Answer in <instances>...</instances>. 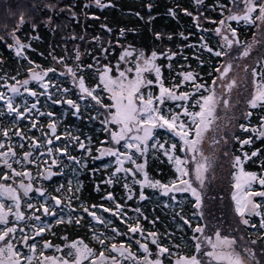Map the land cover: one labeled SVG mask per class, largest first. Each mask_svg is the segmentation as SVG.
<instances>
[{
	"label": "flooded vegetation",
	"instance_id": "obj_1",
	"mask_svg": "<svg viewBox=\"0 0 264 264\" xmlns=\"http://www.w3.org/2000/svg\"><path fill=\"white\" fill-rule=\"evenodd\" d=\"M20 42L26 47L21 50L22 55L18 57L24 58L27 64H31L26 66L28 71L26 76L19 77L20 72L16 71L6 73L3 70V57L5 58V55L0 56V93L5 97L0 99V144L4 145L0 148V153H8L7 156H0V185H3L4 188L14 189L15 195L19 198V207L17 208V202L7 192L0 195V203L5 205L4 211L7 213L8 221L6 225H0V228L16 229L14 233L10 234L8 240L21 253L22 257H30L31 264H41L45 257L72 261L74 255L69 256L68 253L73 250L68 246L73 242L82 241L83 245H87L92 250V254L87 259H83L81 264H92L93 261H96L97 264H143L146 255L156 251L159 246L163 247L159 242L163 234H166L169 239H173L175 242L174 247L170 248L173 255L170 260L171 264H177L181 257L192 256H199L201 264H226L224 261L218 262L205 254L213 251L208 243V238L215 242L216 233L219 232L221 237L236 240L234 249L240 253L244 264H264V227H261V221L264 219V198L251 196L250 199L254 203L260 204V208L257 209L260 215L249 214L245 210L244 218L249 221L245 225L236 211V201L233 196L229 198L223 192V188L235 189L233 176L240 167L234 166L236 157L241 158L243 162L241 167H244L247 173H255L259 177H264V136L259 135L260 126L264 122L262 121L264 106L258 105L256 108H252L246 101L245 107L237 115L236 128L231 134L229 133V141L226 145L222 144V136L214 127L217 117L215 118L208 129L209 132L204 133L198 145L199 152L208 158L210 164L205 177L206 174H209L211 179L209 181L205 179L202 188L195 179L194 171L196 161L201 160L200 155L188 152L183 141L178 136L173 135L166 127L154 129V139L159 138L155 135L158 130L163 131L168 135V138H171L169 145H163L164 147L171 148V145H176V148L172 149L173 157L175 155L184 157L188 161L184 166L189 171V176L183 178L190 180L192 186L197 188L201 194V202L197 207L196 199L190 191L169 190L174 183L179 181V175L175 163L168 156L166 158L167 165L160 166L159 171L166 168L170 175L171 173H177V175L175 174L172 180L168 179L166 183L160 181L162 189L157 187L154 191L157 194L154 204L156 213L154 219L156 236L154 238L157 243L147 241L148 252H145L140 247V244L144 242L141 225V189L134 185V180L141 178L142 174L139 172L133 176L128 174V167H134V164L140 161L143 151L135 152L132 150L135 163L132 160L128 161L125 156H120V161H122L120 163L115 156L102 155L106 149L127 153L126 139L117 144L111 136L112 132H119L121 126L115 123H105V121L110 120L109 113L115 112V109L102 106L112 104L110 93L103 87H89L85 84L88 89L94 90L93 95L101 101L99 104L86 93H83L77 85V81L79 83V79L91 71L80 70L77 63L71 68L75 72L74 78L76 79L68 72V67H64L63 70L65 75L73 78V92L70 95H61L63 86L59 87L57 84L52 86L53 81H50L49 77L50 73H55L54 71H48L41 81L33 80L30 76L32 71L45 72L50 68H39L36 64L38 60L36 57L41 58V56L31 54L37 49L34 42L39 43L38 41ZM14 57L18 58L16 55ZM59 73L61 72L59 71ZM97 74H102V68L97 71ZM25 80H28L27 85L23 84ZM12 87L19 89V92L13 93ZM25 88L29 91H25ZM70 89L71 87L66 88V90ZM173 90L189 93L190 99L180 102L166 100L164 111L169 118L171 113H180L184 107L190 112L200 111L199 106H194L196 100L209 94V92H195V88L192 90L189 88ZM248 91L249 95L254 94L255 86L249 88ZM30 92H35L36 95L33 96ZM193 93L194 95H192ZM9 98L12 107L17 111H10L8 107ZM68 100L74 101L79 110L77 111L75 107L69 105L66 102ZM33 105H35L34 108ZM17 112L20 113L19 116ZM48 113L52 115L49 116ZM248 113L251 115L249 116ZM215 115L217 116L219 113L215 111ZM181 119L191 126L189 117L181 116ZM52 123L55 124L54 132L49 128V124ZM241 125L248 131L241 128ZM5 132L7 135L4 134ZM56 137L60 138L56 139ZM193 137L194 133L189 138ZM249 139L251 143H241ZM49 140L52 141L51 144L48 143ZM206 141L210 144L206 145ZM81 143L84 144V148L80 147ZM146 146H148V142ZM49 149L52 151L49 152ZM252 152H257V155L251 156ZM26 153H31L28 159H25ZM245 153L251 159L245 160ZM138 155L140 156L139 159ZM193 155L196 156V161L191 159ZM5 160H7V164H5ZM8 164L11 165V168L7 166ZM117 169L121 170L117 171ZM23 172L30 175L15 174ZM21 184L31 186L27 194H25ZM128 186L130 187L128 189H131L130 201L133 202L128 207L129 210L134 211L135 216V224L130 222L129 225L126 221L125 197ZM206 190L209 191L206 192ZM253 191H264V186L260 185L258 181H253L247 192ZM208 193L210 195L207 198L205 195ZM109 195L112 199H108ZM132 196H134L135 201ZM164 196L168 200L172 198L183 201V206L178 208V214H171L170 221H167V224L162 228L159 223L166 220L165 208L162 205ZM53 197L61 203L56 205ZM223 198L226 204L225 210L221 207ZM117 205H120L119 210ZM45 208L48 209L47 213L44 211ZM104 209H109V211ZM180 210L187 213L186 217L180 215ZM89 213H95V217ZM17 214L21 216L20 219H17ZM187 218H189L190 225H193V230L187 233L193 243L192 251H189L184 243L180 244L173 238L177 225L180 224L179 219L186 220ZM160 219L162 220L160 221ZM137 223L140 225L141 231L131 233L129 227H135ZM167 226L172 227V229H166L168 234L165 231ZM198 226L203 229V232L194 231ZM222 227L225 229V236ZM40 228L44 229L43 232L36 235ZM25 237H28L26 244ZM100 240H103L104 243L101 244ZM46 243L51 246L45 247ZM197 243L201 246L200 251L196 249ZM33 244L35 245V252L30 250V246ZM113 244L117 248L123 244L128 252L121 256L118 251L112 250ZM245 248L251 249L254 259L243 251ZM101 253H103V258H101ZM128 253H131V256ZM113 257L116 258L115 262ZM161 258L163 261L164 256L162 255ZM163 263L167 264L164 261ZM20 264H28V261L21 259ZM44 264H52V261H44Z\"/></svg>",
	"mask_w": 264,
	"mask_h": 264
},
{
	"label": "trees",
	"instance_id": "obj_2",
	"mask_svg": "<svg viewBox=\"0 0 264 264\" xmlns=\"http://www.w3.org/2000/svg\"><path fill=\"white\" fill-rule=\"evenodd\" d=\"M101 4L105 6L97 5L94 0H0V11L7 16L3 17L4 20H13L9 25L19 41L39 42H34L37 49L31 54L41 56L36 57L39 68L55 69V73H50L49 79L53 81L52 86H63L61 95L73 92L72 79L65 75L64 67L73 68L74 64H79L80 70L91 71L82 77L85 84L102 88L101 75L97 71L103 65L114 66L124 47L133 48L136 53L155 52L161 67L160 78L165 86L177 90H192L195 84H201L204 87L199 91H210L225 54L216 30L230 9L231 0H101ZM229 25L235 29L241 42L251 39L257 29L256 22L249 24L243 20H229ZM7 32V27L0 26V56L5 55V58L2 56L3 70L6 73L20 72L19 77L26 76V66L31 64L16 55L7 42L12 41L7 37ZM216 52H221L222 55L216 56ZM187 73H191L195 79L186 81L184 74ZM255 73L258 81L264 80V52L255 65ZM156 80L152 75L153 83L144 85L141 93H158V86L154 83ZM69 87L71 89L66 90ZM155 135L159 137V146L162 141V145H169L171 138L163 131L158 130ZM153 150L154 147L146 153L147 174L166 182L169 170L163 168L159 171L160 166L167 165L166 156L157 147L158 154H154ZM130 190L127 188L125 195L127 225L130 222L135 224L134 211L128 207L133 204L130 201ZM144 193L146 196L142 200L141 225L143 237L148 240L149 233L156 229L154 204L157 194L150 188L143 189ZM132 199H135L134 196ZM162 205L166 220L160 219L162 221L159 225L164 228L167 221H170L171 214H178L183 201L168 200L164 196ZM180 215L186 217L187 213L180 210ZM189 218L179 219L180 224L177 225L173 238L192 251L193 243L187 234L193 230ZM166 229L172 227L167 226L165 231ZM160 243L168 247V252L163 254L164 262L171 264L173 255L170 248L174 247L175 242L163 234Z\"/></svg>",
	"mask_w": 264,
	"mask_h": 264
},
{
	"label": "snow or ice",
	"instance_id": "obj_3",
	"mask_svg": "<svg viewBox=\"0 0 264 264\" xmlns=\"http://www.w3.org/2000/svg\"><path fill=\"white\" fill-rule=\"evenodd\" d=\"M235 3L236 0H233ZM241 2L244 4V14L242 16L232 15L228 17L230 20H243L246 23L253 24L255 21H261L264 23V0H241ZM96 4L104 7L105 5L101 4V0H96ZM258 11V15L255 16V19L252 18V14ZM191 15V13H188ZM21 20H23V17H21ZM221 24L224 23V21L220 22ZM217 33L219 34L220 29L218 28ZM231 35L233 39H228V37H225V41L227 42V45L229 48L233 45V43H236L237 45L240 44V41L238 39H235L236 37V31L235 29H230ZM15 38V37H14ZM16 55L20 56L22 55V49L26 47V45L20 43L18 39H16ZM253 45L249 44L244 51L241 53L242 56H247L249 52L251 51ZM209 51H212L211 49H208ZM216 56L222 55L221 52H216ZM156 57V53H152L151 59H145L143 62V66H141L139 63L136 66L135 69V78L129 80L127 77V74L125 71H119V75L115 78L110 77L107 75L108 71L110 69H105L104 74L101 75L100 79L103 84V88L111 94L110 99L112 100L111 105H102L106 108L115 109V112H110V120L105 121V123H115L121 126L119 132H112V140L115 141L117 144L121 140H132L136 141V143H126L125 147L128 149L135 148L137 151H141V145L144 144L149 138L152 137L153 130L157 127L159 128H167L170 132L173 133V135L178 136L182 141L183 145L186 147L187 151L190 153H198L201 157L200 161H196V156L193 155L191 159L193 161H196L195 164V179L199 182L201 188L204 186L205 182V173L208 171L210 164L208 163V158L204 157L202 153L199 152L198 145L200 144L204 133L209 129L210 125L213 123L214 120V113H215V107H216V96L214 92H210L207 96H201L199 99L196 100L194 106H199L200 111L198 112H190L186 107L183 108V111L180 113H171L170 118H168L165 114H163L160 105H163L165 103V100H176V101H187L190 99L189 93H180L176 94L175 91L172 89L166 88L163 85V82L160 80V68L155 67L152 64V60H154ZM77 58H79L77 56ZM231 70V64H229L227 67L224 68L223 73L221 74V77L227 75V72ZM48 71H55L54 69H49L42 74L39 72H32V79L41 81L43 80L44 76L47 75ZM128 71H131L129 69ZM147 71H154L156 73V79L159 83V95L153 96L151 93L147 95V98H145V95L141 93V87L144 85H151L153 81L148 80L145 82L143 79L142 73ZM217 71H220L217 69ZM68 72L75 76V72L71 68H68ZM256 73L253 71V76H255ZM184 79L186 81H193L195 77L191 73L184 74ZM216 81H213V84H215ZM24 85L28 84V80L23 81ZM235 81H232V83L228 84L227 87L229 90L234 86ZM46 86V85H42ZM79 87L80 90L83 93H86L89 97H91L93 100H95L98 104L101 103L100 99L93 95L94 90H90L85 86L83 78L79 79ZM178 87V86H177ZM195 89L199 91L202 87H204L201 84H195ZM11 91L13 93H18L19 89L16 87H12ZM25 91H29L27 88H25ZM31 95L35 96V92H30ZM194 95V93L192 94ZM4 95L0 93V99H4ZM69 105H72L79 110L78 105L75 104L74 101L68 100L66 101ZM225 106H227L228 101H224ZM249 104L252 108H256L258 105L264 106V80L255 82V92L252 95V98L249 100ZM8 107L10 111H17L12 107L11 99L8 100ZM35 105H33V108ZM17 115L19 116L20 113L17 112ZM49 116H51V113H48ZM250 116L251 113H248ZM181 116L189 117L191 120V126L186 124L182 119ZM262 121H264V118H262ZM35 127V125H33ZM49 128L54 132L55 131V124H49ZM241 128H243L245 131H248L247 128H245L243 125H241ZM136 133H143V135H132L128 136L129 133L132 132ZM256 131V130H254ZM194 133L193 138H189ZM7 135V133H4ZM259 135L264 136V122H262L259 130ZM60 137H56V139H59ZM49 144L52 143L51 140L48 141ZM242 144H248L251 143V140H244L241 142ZM4 145L0 144V148H2ZM81 148H84V144H80ZM161 148H163V145H160ZM176 145H171V149H175ZM183 150V149H182ZM11 152V149H9ZM52 150L49 149V152ZM57 151H60L57 149ZM8 153H0V156H7ZM14 155V153H13ZM31 155V153L25 154V159H28V157ZM102 155H110L115 156L117 158V161L122 163L120 161V156H125L127 159H131V156L126 153H121L118 150L113 149H106ZM165 155L169 156V159L173 161L176 165V171L179 173L178 180L180 182V185L182 187H177L175 184L170 188L169 190H175V191H190L191 194L196 199V206L199 207L201 202V194L197 190V188L192 186V183L188 179H184L183 177L189 176V171L184 166L187 164V160H182L179 157H173L169 155V152L166 151ZM245 155V160L251 159L250 156H248L247 153ZM257 152H252L251 156H256ZM5 164H7V160L4 161ZM55 163V161H53ZM135 163V161H133ZM242 161L240 157H236L234 161V166H241ZM9 168H11V165H7ZM121 169H117V171H120ZM138 170H143V165L138 166ZM16 175H30L27 172L23 173H15ZM7 178V177H5ZM236 184L234 187L238 189L239 191L237 193H234L233 199L236 201V211L239 213L241 217H244L245 210L249 214H255L260 215V212L257 211V209L260 208V204L254 203L249 197L251 196H259L264 198V191L259 192H245L242 183L251 186V183L253 181H258L260 185L264 186V177H259L255 173H245L241 167L240 175L235 177ZM158 183V182H157ZM152 187H156V184H152ZM21 187L24 188L25 194L31 189L30 185H23L21 184ZM167 188V186H164ZM3 192H7L10 197L17 202L16 206L19 207L18 200L19 198L15 195V190L11 188H4L3 185H0V195L3 194ZM43 195V193H41ZM56 205H59L61 202L56 199L55 197L52 198ZM108 199H112L111 195L108 196ZM31 207V205H29ZM119 210L120 205L116 206ZM5 205L3 203H0V225H6L8 223L7 221V213L4 211ZM11 209L9 208V211ZM105 211H109V209H104ZM44 211L47 213L48 209L45 208ZM85 211H88L85 209ZM54 214V213H53ZM89 215L95 217V213H89ZM21 216L17 214V219H20ZM39 219V217H37ZM79 223V221H77ZM187 223V221H185ZM242 223L247 225L249 223L248 219H242ZM261 227H264V219L261 221ZM43 228H40L37 230L36 235H40L41 232H43ZM16 231L15 228H0V264H20L21 259L27 260L28 264H31V258L30 257H22L21 253H19L13 246V244L8 240V237L10 234L14 233ZM129 231L131 233H137L140 232V225L137 223L135 227H129ZM195 232H203V229L201 227H197L194 229ZM149 236L153 237L152 243L156 244L157 241L154 238L156 236L155 233H149ZM195 239H199L198 237H194ZM28 237H25V244ZM100 243L103 244L104 241L100 240ZM139 243V242H138ZM208 243L211 245L213 251L205 253L207 256L212 257L214 260L224 261L226 264H244L243 258L241 257L239 252H236L234 249V245L236 244L235 239H229L228 237H221L220 233H216V241L213 242L210 238H208ZM252 243H255V241H252ZM82 241H76L73 242L70 247L73 251H70L68 253L69 256L74 255V260L68 261V260H57V258L54 257H45L44 261H52V264H81L83 259H87L89 255L92 254V250L87 247V245H83ZM45 247H50V244H45ZM113 251H118L121 256H124L126 252H128V249L122 244L119 248L115 244L112 246ZM140 247L144 249L145 252H148V248L146 244H140ZM200 244H196L197 251H200ZM30 250L35 252V245L30 246ZM247 255L254 259V256L251 252V249L245 248L243 249ZM168 252L167 248H159V255H163L164 253ZM41 255H43L41 253ZM129 256H131V253H128ZM101 258H103V253H101ZM115 262V257L112 258ZM44 261H41V264H44ZM92 264H97L96 261H93ZM145 264H161V261L157 259L156 261L148 260L147 257H145ZM177 264H201L200 260L196 256L192 257H181Z\"/></svg>",
	"mask_w": 264,
	"mask_h": 264
},
{
	"label": "rangeland",
	"instance_id": "obj_4",
	"mask_svg": "<svg viewBox=\"0 0 264 264\" xmlns=\"http://www.w3.org/2000/svg\"><path fill=\"white\" fill-rule=\"evenodd\" d=\"M94 1H96V0H94ZM231 3H232V5H231L230 9L228 10V13H226V17H224V19L221 20V21H224V23L223 24L219 23L218 27H217V29L218 28L220 29V32L218 35H219L221 42L225 48V50H224L225 54H224V60L221 64V66L219 67L220 71H218L217 76L215 78L216 83L212 84V87L209 91V94H210V92H214L215 96H216L217 103H216L215 111H216V113H219V115L216 116L214 113V117L215 118L217 117V120L215 122L214 127L222 136V144L223 145L227 144V141H229V133L231 134V132L234 131L236 128V121L235 120H236L237 115L239 114L240 110L245 107L246 101L249 104V100L252 98L253 94L249 95L248 89L254 87L255 82H259L256 79V76H253V71H255V65L260 60V57L262 56V54L264 52V23H262L261 21H255L257 23V29H256L254 36L251 39H249L248 41H245V42H241L236 35L235 39H238L240 41V44L237 45L236 43H233L231 48L228 47L227 42L225 41L224 38L228 37V39H230V40L233 39V37L231 35V31H230V29H232V28L229 25L230 19H228V17H230L232 15L242 16L244 14V4L241 2V0H236L235 3L233 2V0H231ZM258 14H259L258 11L253 13L252 18L255 19V16H257ZM4 16L7 17L2 11H0V26L7 27V31H8L7 37L12 40L10 42L9 41H7V42L10 46H12V48L16 52V49H17L16 39L17 38L15 37L12 26L9 25L10 22H13V20H9V19L4 20L3 19ZM17 23H19V22H17ZM249 44L253 45L251 51L249 52V54L247 56H242L241 53L244 51V49ZM134 54H137V56L135 57ZM151 58H152V53L147 54L145 51H139L138 53H136L133 48L124 47L122 49V51L120 52L119 58L116 61L114 66H110V65H103L102 66L103 67L102 68V74H104V72H105V70H103V69H110V71H108L107 75L115 78L119 75V71H125L128 79L131 80V79L135 78V75H136L135 69H136L137 64L139 63L141 66H143L144 60L145 59H151ZM152 64L155 67L160 68V76H161V67L157 62V56L155 57L154 60H152ZM229 64H231V70L227 72V75L221 77V74L223 73L224 68L227 67ZM129 69H131V71H128ZM32 72L30 73L31 77H32ZM35 72H38V71H35ZM39 73L42 74L43 72L40 71ZM152 75H154L156 77V73L154 71H147V72L142 73V76H143V79L145 80V82L148 80H151ZM72 77L74 78V76H72ZM74 79H76V78H74ZM160 80H161V78H160ZM232 81H235V84L229 90L227 85L232 83ZM101 83H102V81H101ZM154 83L157 84V86H158V93L152 94L150 91H147V95L149 93H151L153 96L159 95V83L157 82V80L154 81ZM77 85L79 86L78 81H77ZM164 87L169 88L165 85H164ZM169 89H171V88H169ZM209 94H207V95H209ZM147 95L145 94V98H147ZM225 100L228 101L227 106H225V104H224ZM160 108H161L163 114H165L164 110L166 108L164 107V104L160 105ZM215 118H214V120H215ZM214 120H213V122H214ZM218 122H221V123L219 124ZM207 132H209V130H207ZM136 134L143 135L142 132L136 133L134 131L132 133H129L128 136H132V135H136ZM153 134H154V130L152 133V137L149 138L144 143V144H146L148 142L149 150H150V148H152V145H153V147L155 148V150H153L154 154H158L156 152V147H157V148H159L158 151L162 150V153L164 155H165V152L168 151L169 155L172 156V154H173L172 149L167 148V147L161 148L159 146V141L154 139ZM126 143H136V141L126 139ZM144 144H142V145H144ZM205 144L209 145L210 142L206 141ZM126 154L131 156V159H127V158L126 159L128 161H130V160L133 161V159H134L133 155L134 154H133L132 149L127 148ZM165 156H166V158L168 157V155H165ZM175 157H178V156L175 155ZM179 158L182 160H185L184 157L179 156ZM242 169L245 173H247L245 171L244 167H242ZM240 171H241V166L237 169L236 173L233 176L234 177V179H233L234 184H236V182H237L235 177L240 175ZM175 174L177 175V173H175ZM175 174L171 173L169 179L172 180L173 177H175ZM178 175H179V173H178ZM205 179H206V181H209L211 179V176L209 174H206ZM152 184H156L157 186L152 187L151 186ZM134 185H137L138 187H140L141 190H143L145 188H150L151 190L155 191L157 187L162 189V184L160 183V181H158L157 179H154L149 174H146V175L143 174L141 178L134 180ZM132 186H133V184H132ZM242 187H243L244 191L247 192L249 186L242 183ZM127 188H130V187L128 186ZM208 191L209 190H206V192H208ZM238 191L239 190L236 188L235 189L234 188L233 189L223 188L224 194H226L229 198H230V196H233L234 193H237ZM209 195H210V193H208L205 196L208 198ZM249 198H251V197H249ZM169 199H171V198H169ZM221 205H222L221 206L222 209L225 210L226 204H225L224 198L221 201ZM241 219H245V218L241 217ZM237 222L239 223V221H237ZM222 229H223V235L225 236L226 232L224 231L225 230L224 227H222ZM0 246H2V244H0ZM159 248H157L156 251H152L149 255H146L145 257H147L148 260H151V261H156L157 259H159L161 261V264H164L162 261L161 255L158 254ZM197 258H198V260H200L199 256ZM143 264H145V259L143 260Z\"/></svg>",
	"mask_w": 264,
	"mask_h": 264
},
{
	"label": "water",
	"instance_id": "obj_5",
	"mask_svg": "<svg viewBox=\"0 0 264 264\" xmlns=\"http://www.w3.org/2000/svg\"><path fill=\"white\" fill-rule=\"evenodd\" d=\"M176 92V91H175ZM180 93H183V92H176V94H180ZM169 101H171V102H178V101H176V100H169ZM141 147V150L143 149V147L142 146H140ZM133 150L134 151H137L135 148H133ZM139 165H143V170H138V166ZM136 171H138V172H140V173H142V174H144V173H146L147 172V158H146V156L145 155H143L142 156V159L139 161V162H137V163H135L134 164V167H131V168H129L128 169V173L130 174V175H135L136 174ZM177 187H182L181 185H180V182H177V183H174ZM143 197H145L144 196V194H143ZM143 244H146V243H143ZM147 245V244H146ZM147 247H148V245H147Z\"/></svg>",
	"mask_w": 264,
	"mask_h": 264
}]
</instances>
